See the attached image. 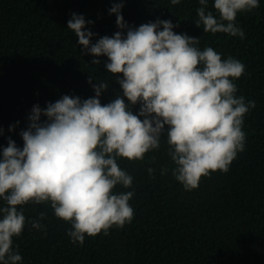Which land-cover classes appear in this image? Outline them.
Segmentation results:
<instances>
[{
  "label": "clouds",
  "instance_id": "obj_1",
  "mask_svg": "<svg viewBox=\"0 0 264 264\" xmlns=\"http://www.w3.org/2000/svg\"><path fill=\"white\" fill-rule=\"evenodd\" d=\"M198 4L196 26L244 39L237 14L256 9L260 0ZM122 7L123 0H117L108 9L118 30L94 42L97 34L88 27L94 21L83 14L71 13L66 26L81 55L93 57L91 64L103 56L107 74H122L115 77L122 95L102 104L109 76L94 84L90 76L94 95L64 94L44 107L34 103L19 132L22 146L10 137L6 146L0 145V264H22L13 238L26 224L46 227L44 211L36 219L25 217L28 204L49 205L56 218L70 225L66 234L74 245H82L86 235H108L110 228L131 223L134 189H116H130L133 176L118 159L143 160L146 152L161 147L162 138L171 174L188 191L198 187L201 177L227 172L244 150V118L256 106L255 100L237 94L235 81L245 73V64L231 55L222 58L211 46L201 49L199 37L174 32L177 24L169 19L133 27ZM133 106H138L135 111ZM146 171L151 176L155 169Z\"/></svg>",
  "mask_w": 264,
  "mask_h": 264
},
{
  "label": "trees",
  "instance_id": "obj_2",
  "mask_svg": "<svg viewBox=\"0 0 264 264\" xmlns=\"http://www.w3.org/2000/svg\"><path fill=\"white\" fill-rule=\"evenodd\" d=\"M114 2L0 0V145L6 146L10 137L22 146L19 132L27 126L34 103L44 107L64 94L82 99L94 95L90 76L93 84L109 76L102 104L122 95L115 82L122 74H107L103 56L99 64H91L93 57L81 55L74 33L66 27L75 12L94 21L88 25L97 34L93 42L111 36L118 30L115 14L108 13ZM197 7L198 0L176 5L170 0H123L121 12L133 27L169 19L177 24L174 32L199 37L201 49L211 46L222 58L231 55L245 64V73L235 81L237 94L255 100L256 106L244 118V150L227 172L201 177L190 191L171 174L164 138L161 147L146 152L143 160L118 159L133 176L130 189H116H134L129 201L133 220L110 228L108 235H86L82 245L70 242L66 234L70 225L56 218L49 205H25L26 218L46 213L41 220L46 227L36 230L26 224L13 238L22 264H264V0L256 9L237 14L244 39L204 32L194 23ZM17 121L9 132V125ZM149 167L155 169L151 176Z\"/></svg>",
  "mask_w": 264,
  "mask_h": 264
}]
</instances>
